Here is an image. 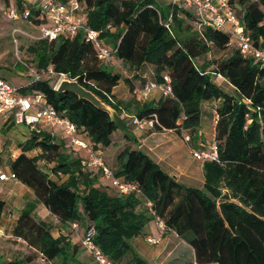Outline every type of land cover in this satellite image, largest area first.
<instances>
[{
    "label": "trees",
    "instance_id": "trees-1",
    "mask_svg": "<svg viewBox=\"0 0 264 264\" xmlns=\"http://www.w3.org/2000/svg\"><path fill=\"white\" fill-rule=\"evenodd\" d=\"M80 2L83 25L99 32L115 56L132 68L134 78L102 61L84 29L55 40L38 38L28 51L39 69L52 67L59 78L64 74L77 80L109 105L113 114L71 91L58 90V81L54 85L48 77L34 78L19 88L23 93L42 94L49 106L67 116L101 150L105 164L117 177L136 183L139 190L120 192L102 178L100 169L83 163L76 145L48 129L32 131L19 145L11 164L17 178L35 191L63 225L93 226L95 243L115 264H149L131 241L157 216L190 244L195 256L175 257L164 264H264L262 62L244 56L231 43L230 34L208 19L173 2ZM229 3L254 44L264 47V0ZM10 4L12 0H5V6ZM15 4L22 7L19 0ZM215 49L229 52L211 57ZM215 75L225 77L232 90L217 83ZM165 76L171 79L173 95L123 99L114 93L122 80L134 91L132 81H141L143 87L149 82L161 84ZM206 100L217 101L219 160L204 161V186L198 188L178 182L144 152L124 115L131 120L133 116L153 120L146 132H187L194 141ZM117 131L122 134L121 144L115 141ZM112 147L116 151L110 164L106 151ZM35 148L42 152L32 157L26 154ZM39 159L52 167H40ZM5 205L0 199V223ZM52 228V222L38 218L32 209L21 211L14 234L27 241L32 253L4 264H88L79 257L85 250L82 243L80 248L67 235L55 237Z\"/></svg>",
    "mask_w": 264,
    "mask_h": 264
},
{
    "label": "built area",
    "instance_id": "built-area-1",
    "mask_svg": "<svg viewBox=\"0 0 264 264\" xmlns=\"http://www.w3.org/2000/svg\"><path fill=\"white\" fill-rule=\"evenodd\" d=\"M2 6L5 16L13 21H24L30 27L39 31L38 38H48L55 40L60 37H68L76 34L80 29H84L86 39L91 41L98 53L99 58L105 62H112L115 57V50L110 47L99 32L83 25V14L80 0H19L22 7L15 4ZM182 8H198V14L203 19H208L212 25L231 36V43L235 44L246 57H254L264 65V47L254 44L251 34L245 29L244 23L235 12L229 0H172ZM34 17V18H32ZM168 26V23L166 24ZM19 29L15 28L14 33ZM54 76L52 67L35 71V78L42 75ZM64 76V74H61ZM60 79H62L60 77ZM154 88L160 89L165 95H173L171 79L165 76V81L161 84L147 83L145 86L136 88L135 92L139 99H144L150 95ZM11 112L18 123L44 124L46 128L55 133L61 130L65 137L78 148L86 150V155L82 156L83 163L89 167L100 169L102 178L108 181L120 192L138 191L136 183L126 181L117 177L110 167H108L101 155L100 149H95L93 145L81 135L75 123L67 116H61L56 109L49 106L42 94L23 93L18 86L12 85L5 78L0 77V112ZM218 116H216L217 121ZM132 122L140 128L153 126V120H140L136 116L132 117ZM186 141H190V135L184 136ZM218 141L214 137L208 148H196L191 146L190 151L195 159L205 161L207 159L219 160ZM17 178L14 171L10 174L0 173V179ZM152 205V202H148ZM156 221L161 230H165L166 223L163 218L157 216ZM2 233V229H0ZM95 228L88 226L82 237V246L91 255L96 264H115L104 251L95 243ZM147 240L157 244L160 239L148 236ZM44 260L45 258L42 257Z\"/></svg>",
    "mask_w": 264,
    "mask_h": 264
},
{
    "label": "crops",
    "instance_id": "crops-1",
    "mask_svg": "<svg viewBox=\"0 0 264 264\" xmlns=\"http://www.w3.org/2000/svg\"><path fill=\"white\" fill-rule=\"evenodd\" d=\"M157 1L162 5L172 2V0ZM0 3L5 6V0H0ZM191 9H194L195 15L203 19V17L198 14L197 7H192ZM219 76L228 82L225 77L222 75ZM118 86L114 88V93L117 92L116 88ZM161 93L160 89L154 88L149 97L152 95L151 98H158ZM119 96L120 95H118V97ZM216 104V100H206L202 102L201 125L198 129L197 138L194 141L190 140L188 142L185 140L184 136L188 133L180 135L174 130L146 132L147 128L151 126H147L145 129L140 128L138 125L132 123V120L127 122V124L134 125L132 132L138 138L139 146L152 157L162 169L174 176L178 182L186 186L203 188L205 181L203 170L204 161L195 159L190 151V147L193 146L199 149L209 147L216 132ZM213 113L215 114L213 116V118H215L214 123L207 133L206 119L208 120V117L213 115ZM129 118L131 119V116H129ZM40 129L47 128L44 124L18 123L15 121L11 112H0V173L6 172L10 174L13 171L11 164L16 151H18L19 145L31 137L32 131ZM55 134L59 137H65L61 130H57ZM192 142H195V145H193ZM78 150L81 156L86 155V150L82 148H78ZM41 152L40 148H35L28 150L26 154L32 157ZM188 154L192 157L191 160H188ZM37 163L44 169H50L53 165L52 163H47L44 159H39ZM196 166H199V169L196 168ZM51 177H54V174H51ZM65 178L66 176L63 177V179ZM0 199H3L6 203L0 223V229H2V233L0 232V243L10 239V244H12L13 241L25 244L21 245L20 249H16L15 252H11L9 254L10 257H4V253L1 252L0 264L7 263L16 258H23V251H26L27 248H31L27 241L14 234V227L17 219L21 211L25 209H32V213L38 218L52 222L53 236L58 237L61 234L67 235L74 243H77L80 245V248H82L81 241L86 229L85 224L74 222L63 225L60 223L56 215L38 199L35 191L19 178L0 179ZM148 236L157 237L160 241L157 244H153L147 240ZM131 242L134 249L147 260V262L150 261L153 264H164L175 257L185 255L188 256V258H195L194 251L190 244L172 229L166 228L165 230H161L156 219L148 222L144 228V232L134 237ZM5 244L8 245L9 243L5 242ZM79 257L80 259L92 258L86 250H82ZM91 263L94 264L95 262L92 261Z\"/></svg>",
    "mask_w": 264,
    "mask_h": 264
},
{
    "label": "rangeland",
    "instance_id": "rangeland-1",
    "mask_svg": "<svg viewBox=\"0 0 264 264\" xmlns=\"http://www.w3.org/2000/svg\"><path fill=\"white\" fill-rule=\"evenodd\" d=\"M13 2V0H12ZM3 4L0 3V77L6 78L8 82L12 85L18 86V87H24L28 85L34 78H35V71L39 70L37 67V64L33 60V56L28 51V47L30 44L34 43L38 39V36L40 35L39 31L36 29L30 27L27 23L24 21H17L13 22L9 20L2 9ZM194 10V9H193ZM18 28L19 31L14 33V29ZM232 48V46H231ZM228 51L225 52H218L213 50L211 52V57L224 55V53H228ZM204 60V57L199 58V62L201 63ZM21 65V66H20ZM109 66H111L115 71L121 72L124 76L133 77V70L132 68L124 63L123 61L119 60L116 56L114 57V60L112 62H109ZM42 78H49L52 84H56L57 81H59V76H49V75H42ZM61 78H64V76H60ZM215 80L217 83H219L223 88L231 91L232 86L226 81L221 78L219 75H215ZM150 79H148L149 81ZM134 88H140L142 86L141 81L135 80L131 83ZM57 87V85H56ZM119 96V98H133L136 96L137 93L135 90L130 89V84L126 81L122 80L119 84V86L116 88ZM152 95L149 97L151 98ZM213 115H210L208 117L207 121V133L208 130L212 128V125L214 123ZM127 122H130L131 119L129 116L124 115ZM129 128L132 130L134 128L133 124L128 125ZM187 133V132H185ZM115 141L117 144H121V138L122 134L117 131L115 134ZM209 140V139H208ZM193 145H195V142H192ZM115 151L116 148H109L106 151V157L108 158V162L111 164V161H113L115 157ZM188 160H191V156L187 155ZM196 168L199 169V166H196ZM142 238V237H141ZM5 242H8L9 244L6 245ZM10 239L4 240L2 243H0V253H4V257H10L11 252H15L16 249H20L21 245H25L24 243H19L17 241H13L12 244H10ZM24 252V256L27 254L32 253L31 248H27ZM13 255V254H12ZM9 261V260H6ZM85 261L88 264H92L93 261L92 258H85ZM149 264H153L152 262L148 261ZM44 264V262H42Z\"/></svg>",
    "mask_w": 264,
    "mask_h": 264
},
{
    "label": "water",
    "instance_id": "water-1",
    "mask_svg": "<svg viewBox=\"0 0 264 264\" xmlns=\"http://www.w3.org/2000/svg\"><path fill=\"white\" fill-rule=\"evenodd\" d=\"M56 88L60 91H71L79 97L90 101L96 107L109 112L111 115L113 114V109L109 105L103 102L95 93L81 85L75 79L59 78Z\"/></svg>",
    "mask_w": 264,
    "mask_h": 264
}]
</instances>
